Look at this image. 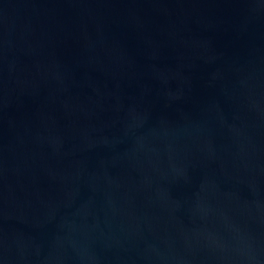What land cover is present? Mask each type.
Masks as SVG:
<instances>
[{
	"label": "water",
	"instance_id": "95a60500",
	"mask_svg": "<svg viewBox=\"0 0 264 264\" xmlns=\"http://www.w3.org/2000/svg\"><path fill=\"white\" fill-rule=\"evenodd\" d=\"M0 264H264V0H0Z\"/></svg>",
	"mask_w": 264,
	"mask_h": 264
}]
</instances>
